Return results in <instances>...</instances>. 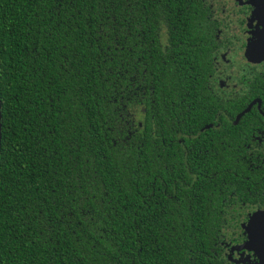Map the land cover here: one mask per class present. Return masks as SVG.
<instances>
[{"label": "trees", "instance_id": "1", "mask_svg": "<svg viewBox=\"0 0 264 264\" xmlns=\"http://www.w3.org/2000/svg\"><path fill=\"white\" fill-rule=\"evenodd\" d=\"M205 3L0 0V264H231L264 165Z\"/></svg>", "mask_w": 264, "mask_h": 264}, {"label": "flooded vegetation", "instance_id": "2", "mask_svg": "<svg viewBox=\"0 0 264 264\" xmlns=\"http://www.w3.org/2000/svg\"><path fill=\"white\" fill-rule=\"evenodd\" d=\"M205 6L215 23L217 45L209 84L219 102L231 103L230 110L239 109L232 118L227 109L218 111L215 127L222 123L236 126L244 135L238 143L236 140V148L249 156L255 155V163L264 165V0H206ZM262 210L264 207L250 211L237 209L247 217L244 224ZM246 238L243 232V237H238L232 246L243 244ZM236 252L245 254V250Z\"/></svg>", "mask_w": 264, "mask_h": 264}, {"label": "water", "instance_id": "3", "mask_svg": "<svg viewBox=\"0 0 264 264\" xmlns=\"http://www.w3.org/2000/svg\"><path fill=\"white\" fill-rule=\"evenodd\" d=\"M2 140V114L0 102V151ZM246 235V241L239 245L233 246V251L245 250L252 252L258 260V264H264V210L258 211L248 219L247 223L242 226Z\"/></svg>", "mask_w": 264, "mask_h": 264}, {"label": "rangeland", "instance_id": "4", "mask_svg": "<svg viewBox=\"0 0 264 264\" xmlns=\"http://www.w3.org/2000/svg\"><path fill=\"white\" fill-rule=\"evenodd\" d=\"M226 237L224 238L225 241L222 242L223 247L225 249L224 253H226V257L228 258V260L230 261L231 264H258V260L254 255H249L245 251L244 256L238 255V252L233 251L232 250V241L230 240L229 236H228V230H226ZM249 253V252H248Z\"/></svg>", "mask_w": 264, "mask_h": 264}]
</instances>
